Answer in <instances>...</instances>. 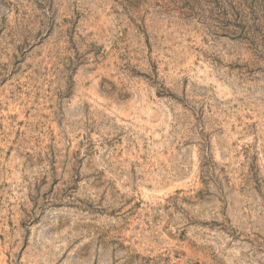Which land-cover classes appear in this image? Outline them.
Segmentation results:
<instances>
[{
    "label": "rangeland",
    "instance_id": "obj_1",
    "mask_svg": "<svg viewBox=\"0 0 264 264\" xmlns=\"http://www.w3.org/2000/svg\"><path fill=\"white\" fill-rule=\"evenodd\" d=\"M0 264H264V0H0Z\"/></svg>",
    "mask_w": 264,
    "mask_h": 264
}]
</instances>
